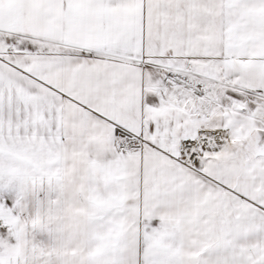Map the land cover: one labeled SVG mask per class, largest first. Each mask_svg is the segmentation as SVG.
<instances>
[{
	"label": "snow or ice",
	"instance_id": "6c2138e0",
	"mask_svg": "<svg viewBox=\"0 0 264 264\" xmlns=\"http://www.w3.org/2000/svg\"><path fill=\"white\" fill-rule=\"evenodd\" d=\"M0 264H264V0H0Z\"/></svg>",
	"mask_w": 264,
	"mask_h": 264
}]
</instances>
